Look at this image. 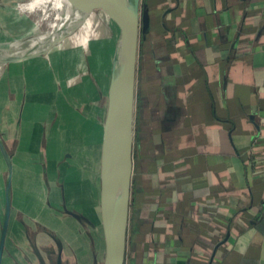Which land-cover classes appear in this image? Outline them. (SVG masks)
Masks as SVG:
<instances>
[{"label":"crops","instance_id":"crops-1","mask_svg":"<svg viewBox=\"0 0 264 264\" xmlns=\"http://www.w3.org/2000/svg\"><path fill=\"white\" fill-rule=\"evenodd\" d=\"M141 4L126 264H264V0Z\"/></svg>","mask_w":264,"mask_h":264},{"label":"rangeland","instance_id":"rangeland-1","mask_svg":"<svg viewBox=\"0 0 264 264\" xmlns=\"http://www.w3.org/2000/svg\"><path fill=\"white\" fill-rule=\"evenodd\" d=\"M27 1L0 0V57L19 54L25 46L42 47L44 40L78 23L62 0H40L36 10L25 11L22 7ZM94 25L97 41L112 37L104 24L95 21ZM90 26L88 22L82 29L87 31ZM97 43L95 47L105 53L99 56V62L87 50H74L81 42L67 36L50 53L33 56H40L38 59L0 65V120L7 125L2 138L12 154L13 194L3 264H42L44 260L57 264L59 247L53 239H68L63 238L65 228L58 222L62 217L69 218L63 206L79 216L74 222L69 218L74 225V240L64 242V264L89 262L86 236L93 216L111 87L108 68L115 52L112 43L105 49ZM61 46L67 49L62 55L58 51ZM18 110L24 112L21 135L10 130ZM6 164L0 150V245L9 178ZM120 188L121 182L115 194L118 202ZM131 207L132 198L130 211Z\"/></svg>","mask_w":264,"mask_h":264},{"label":"water","instance_id":"water-1","mask_svg":"<svg viewBox=\"0 0 264 264\" xmlns=\"http://www.w3.org/2000/svg\"><path fill=\"white\" fill-rule=\"evenodd\" d=\"M62 2L83 24L68 37L74 36L80 40L83 48L97 57L98 62L99 56L105 53L95 47L96 42L97 45L102 44L104 49L112 43L115 49L112 64L108 68L111 74V87L103 125L100 170L90 222V264H126L134 169V121L142 4L141 0H62ZM95 21L101 22L110 30L112 39L101 37L102 41H97L99 39ZM88 22H91V26L85 31L82 28ZM120 47L122 57L117 64ZM104 65L105 62L102 60V66L105 67ZM0 149L9 173L6 184L5 223L0 245V264H3L12 211V158L6 150L1 134ZM123 178H126L125 188L122 206H119L115 194ZM72 215L79 219L75 213ZM122 217L124 222L120 228L118 219Z\"/></svg>","mask_w":264,"mask_h":264},{"label":"bare ground","instance_id":"bare-ground-1","mask_svg":"<svg viewBox=\"0 0 264 264\" xmlns=\"http://www.w3.org/2000/svg\"><path fill=\"white\" fill-rule=\"evenodd\" d=\"M128 1H130V0H128ZM39 2H40V0H28L27 3L23 5L22 9L25 11L26 10L34 11V10H36ZM81 24H82V22L78 19V23L75 26H73L72 29H70L69 31H65L61 34L54 35L53 37H50L47 40H44V44L42 47H41V45H38V44L34 45L32 47L25 46L22 48V50L19 54H17V52H16L13 55L8 54L7 57H0V65L4 64L7 61L23 60V59L31 58L38 53H44L45 54L46 52H49L52 48H54L55 46L60 44L65 37L71 35L74 32V30H76L80 26H82ZM121 57H122V51H121V47H120L119 51H118V58H117L118 62H117V64H119ZM125 180H126V178H123L121 181L120 196H119L120 202H118L119 206L120 205L122 206V197H123V192H124V188H125ZM123 222H124L123 217L118 219V227L122 228Z\"/></svg>","mask_w":264,"mask_h":264},{"label":"flooded vegetation","instance_id":"flooded-vegetation-1","mask_svg":"<svg viewBox=\"0 0 264 264\" xmlns=\"http://www.w3.org/2000/svg\"><path fill=\"white\" fill-rule=\"evenodd\" d=\"M40 256H41V255H40ZM40 256H39V257H40ZM40 258H41V257H40ZM60 263L63 264V261H62L61 257L58 256V257H57V264H60ZM42 264H46V261H45V260L42 261Z\"/></svg>","mask_w":264,"mask_h":264},{"label":"trees","instance_id":"trees-1","mask_svg":"<svg viewBox=\"0 0 264 264\" xmlns=\"http://www.w3.org/2000/svg\"><path fill=\"white\" fill-rule=\"evenodd\" d=\"M134 192H135V190H134Z\"/></svg>","mask_w":264,"mask_h":264}]
</instances>
